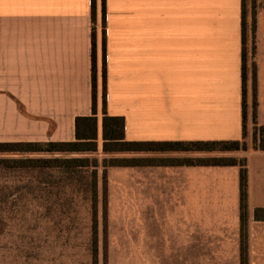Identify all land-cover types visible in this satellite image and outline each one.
Masks as SVG:
<instances>
[{
  "label": "crops",
  "instance_id": "0c3cea01",
  "mask_svg": "<svg viewBox=\"0 0 264 264\" xmlns=\"http://www.w3.org/2000/svg\"><path fill=\"white\" fill-rule=\"evenodd\" d=\"M241 2L105 0L103 13L95 0L93 16L91 0H0V143L74 142L93 101L98 125L123 119L126 142L241 141ZM253 36L259 128L264 32ZM232 156L246 172L244 259L264 264V151ZM241 168H139L148 226L162 214L178 260L241 264Z\"/></svg>",
  "mask_w": 264,
  "mask_h": 264
},
{
  "label": "rangeland",
  "instance_id": "374dc122",
  "mask_svg": "<svg viewBox=\"0 0 264 264\" xmlns=\"http://www.w3.org/2000/svg\"><path fill=\"white\" fill-rule=\"evenodd\" d=\"M243 8L248 82L247 122L241 142L248 150L255 148V140L259 139L252 116V40L255 32H264V0H243ZM105 144L109 149L120 148L104 140L101 123L97 128V152L93 154H0V264H217L177 259L171 228L162 227V214L158 220L161 227L157 228L148 226L149 218L142 211L141 166L125 167L122 163L143 161L142 166H152L154 161L175 160L174 154L191 153L104 154ZM210 154L204 159L243 160L234 158L233 153ZM52 158L96 159L98 168L75 170L68 165L36 169L31 164L11 162Z\"/></svg>",
  "mask_w": 264,
  "mask_h": 264
},
{
  "label": "trees",
  "instance_id": "16d2710c",
  "mask_svg": "<svg viewBox=\"0 0 264 264\" xmlns=\"http://www.w3.org/2000/svg\"><path fill=\"white\" fill-rule=\"evenodd\" d=\"M103 13L105 7V0H102ZM242 6V53H241V78H242V106H243V138L245 135L246 125V112H245V99L247 94V55L244 52V8L243 0ZM92 15L95 12V0H91ZM254 41L252 40V57L254 58ZM251 87L253 97V122L255 123V107L256 103V67L253 62L251 73ZM95 108L93 101V116L77 118L75 121V141L74 142H60V143H0V154H12V155H71V154H93L97 152V128L98 122L94 117ZM124 122L122 118L104 116L102 120V132L105 141L111 140L115 144H119L120 148L109 149V146L105 144L103 146V153H195V154H210V153H238L245 150V146L241 141H207V142H155V143H142V142H126L124 140ZM259 139L255 140V148L264 151V127H257ZM1 162V160H0ZM15 165L31 164L36 169L43 168H62L72 165L71 168L82 169L92 167L98 168V161L96 159H64V158H52V159H27L11 161ZM6 163V162H5ZM125 167L142 166L143 161L139 162H125ZM150 164L152 162H149ZM115 164V162H114ZM152 166H241L240 173V199H241V264L245 263L244 255L246 253L245 243V220H246V172L244 169V160L238 161L236 159H175L170 161L153 162ZM97 173H93L94 183L93 192L96 199L97 183L95 181ZM254 217L257 221H264V209H257L254 212ZM95 234V230H94Z\"/></svg>",
  "mask_w": 264,
  "mask_h": 264
}]
</instances>
